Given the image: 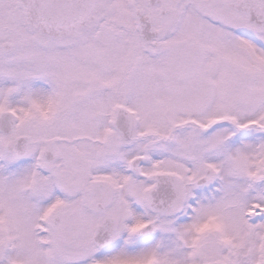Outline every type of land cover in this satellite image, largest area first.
Returning <instances> with one entry per match:
<instances>
[{"label":"snow or ice","instance_id":"1","mask_svg":"<svg viewBox=\"0 0 264 264\" xmlns=\"http://www.w3.org/2000/svg\"><path fill=\"white\" fill-rule=\"evenodd\" d=\"M0 264H264V0H0Z\"/></svg>","mask_w":264,"mask_h":264}]
</instances>
